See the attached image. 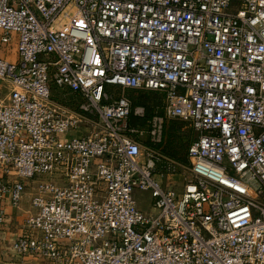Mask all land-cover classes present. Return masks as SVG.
<instances>
[{
	"label": "built area",
	"instance_id": "1",
	"mask_svg": "<svg viewBox=\"0 0 264 264\" xmlns=\"http://www.w3.org/2000/svg\"><path fill=\"white\" fill-rule=\"evenodd\" d=\"M14 58H11V57ZM0 225L49 264H264V0H0ZM78 93L75 109L51 86ZM115 88L158 91L144 146ZM188 122L182 189L156 145ZM164 159V160H163ZM168 160V161H167ZM149 192L151 211L137 206Z\"/></svg>",
	"mask_w": 264,
	"mask_h": 264
},
{
	"label": "rangeland",
	"instance_id": "2",
	"mask_svg": "<svg viewBox=\"0 0 264 264\" xmlns=\"http://www.w3.org/2000/svg\"><path fill=\"white\" fill-rule=\"evenodd\" d=\"M11 58H14L13 56ZM10 89V85L6 84L0 90V98H3ZM112 94L118 95L123 94L132 103L133 107L142 106L144 107V116L139 117L133 113L129 116L128 123L138 130V138L144 146H151L152 141L150 140V119L153 115L163 114V95L158 91L143 90V89H132V88H115ZM52 98L60 105L75 109L79 103L83 101L82 97L69 89H60L54 85L51 86ZM195 137V132L188 122H184L178 119H168L164 124L163 139L162 142L156 145L166 159L173 162L176 166V171L169 176L165 177L161 175L163 172V162H159L156 166V175L162 180L163 185H171L173 188L180 191L183 186V179L188 173L189 161L187 159V147L191 140ZM164 160V159H163ZM167 160V161H168ZM172 177V178H171ZM134 197L137 202V206L144 212L151 211V201L149 192L136 190ZM33 257V256H27ZM24 258V257H20ZM40 258V257H38Z\"/></svg>",
	"mask_w": 264,
	"mask_h": 264
},
{
	"label": "crops",
	"instance_id": "3",
	"mask_svg": "<svg viewBox=\"0 0 264 264\" xmlns=\"http://www.w3.org/2000/svg\"><path fill=\"white\" fill-rule=\"evenodd\" d=\"M34 191L33 182H28L19 206L4 208L5 218L0 225V264H49L44 258H20L10 249L11 243L20 232L24 217L31 211L30 198Z\"/></svg>",
	"mask_w": 264,
	"mask_h": 264
}]
</instances>
